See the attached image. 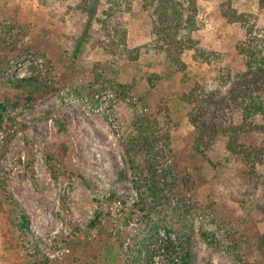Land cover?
Here are the masks:
<instances>
[{"label":"rangeland","instance_id":"rangeland-1","mask_svg":"<svg viewBox=\"0 0 264 264\" xmlns=\"http://www.w3.org/2000/svg\"><path fill=\"white\" fill-rule=\"evenodd\" d=\"M223 1H197L191 38L218 54L207 64L193 60L191 49L180 51L179 63L167 58L158 13L171 21L162 0H0V67L17 61L8 69L16 76L38 67L60 88L28 109L20 99L10 110L11 123L2 125L0 166L28 217L29 235L10 224L14 214L0 195V264H23L20 241L28 238L58 264H120L116 244L93 259L95 241L86 238V225L97 207L116 212L115 200L106 198L110 191L137 199L152 175L159 177L167 206L193 201L199 207L188 215L190 264H264V245L256 242L264 233V150L248 165L228 148L242 141L233 133L241 115L230 102L227 75L235 80L243 71L235 46L245 31L222 16ZM232 6L264 26L258 0ZM3 37L17 48L3 46ZM98 73L126 87L113 122L85 111L72 92ZM2 79L0 69V100L15 99L20 90ZM139 123L148 141L131 145ZM248 141L264 145L259 136ZM141 225L136 216L123 231L138 232ZM204 230L222 245L233 238L236 246L215 249L202 238Z\"/></svg>","mask_w":264,"mask_h":264},{"label":"trees","instance_id":"trees-1","mask_svg":"<svg viewBox=\"0 0 264 264\" xmlns=\"http://www.w3.org/2000/svg\"><path fill=\"white\" fill-rule=\"evenodd\" d=\"M162 1L161 8L170 10L171 21L170 23L167 22L164 12L158 13L157 19L164 22L161 31L166 45L164 51L167 58L179 63L180 51L191 49L193 50L191 55L193 60L207 64L216 62L218 60L217 53L196 47L195 41L191 38L190 33L195 27L194 18L198 0H187V5L178 3L176 0ZM233 1L224 0L221 5V13L229 22L239 23L245 31L244 38L238 41L235 46V51L243 62V71L235 80H231L230 75H227L230 85V102L233 107L240 110L241 115V122L232 127L233 133L241 135L242 141L237 143V139H234L228 143V148L236 156H240L245 164L249 165L256 159L260 160L264 150V145L259 147L255 142L248 141L252 135H255L256 137L259 136L264 143V26L259 25L254 14L238 12L232 6ZM258 6L264 8V0H258ZM104 22L102 25L105 26ZM172 29L174 30L172 31ZM181 31L184 32L183 35L178 36ZM84 37L77 43L73 51L74 57L80 52V45ZM2 42L7 49L17 48L14 39L3 37ZM20 58L21 54L15 60ZM2 62L5 63L3 67H0L3 76L2 84L14 90H20V93L15 99L6 97L0 100V131L4 121L7 120L11 123L10 110L19 105L20 99L23 100V108L28 109L40 96L51 95L60 90L58 81L53 79V76L48 72L43 73L38 67H34L28 75L16 76L9 72V68L10 62L17 61L4 60ZM100 79L101 82L108 83L116 94H126L124 85L104 78L99 73L94 77L92 83L75 87L72 92L78 97L83 96V94L89 96L92 85L99 86ZM257 119H261V123H257ZM138 125L140 127L136 128V140L133 138V140H129L131 145L144 144L148 141V136L143 133V124L139 123ZM126 149L131 155L132 147ZM145 182L147 187L144 193L131 201L124 197V193L117 191L108 193L107 199L120 201L119 206L115 208L116 212H111L107 208L104 213V210L98 207L93 211V217L86 225L88 231L86 238L95 241L93 259L97 260L100 252L116 244L119 249L120 264H190L192 259L190 252L191 237L189 235L191 227L188 224V215L198 214L199 207L195 206L193 201H189V204L184 205L183 208L167 206L168 198L163 186H160L158 175H152L151 179L149 176V180ZM0 195L9 205L10 212L14 214V219L17 222L13 223L14 219L9 217L10 224L15 226L22 236L27 237L29 235L28 217L20 203L7 188L5 171L1 166ZM2 204L3 202L0 201V209ZM136 216H139L142 225L138 232L127 235L123 230ZM201 236L209 246L220 251L236 246L233 238L230 239L231 244L222 245L212 231L204 230L201 232ZM256 242L258 245H264V233L256 239ZM20 246L25 249L27 257L23 264H58L53 262L51 257L45 253L38 252L39 244L29 238L26 240V244L20 241ZM77 262L80 264L79 261Z\"/></svg>","mask_w":264,"mask_h":264},{"label":"built area","instance_id":"built-area-1","mask_svg":"<svg viewBox=\"0 0 264 264\" xmlns=\"http://www.w3.org/2000/svg\"><path fill=\"white\" fill-rule=\"evenodd\" d=\"M77 99L82 102L85 111H93L105 115L108 121L111 122L114 121L115 113L120 104L119 94H116L108 83L101 82V79L99 86L92 85L89 96L83 94V96H79ZM115 204L119 206L120 201L115 200Z\"/></svg>","mask_w":264,"mask_h":264}]
</instances>
